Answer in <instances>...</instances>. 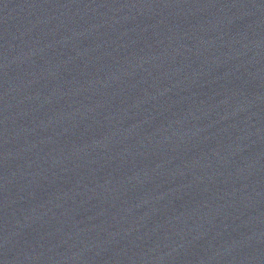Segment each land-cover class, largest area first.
Masks as SVG:
<instances>
[{
  "label": "water",
  "instance_id": "1",
  "mask_svg": "<svg viewBox=\"0 0 264 264\" xmlns=\"http://www.w3.org/2000/svg\"><path fill=\"white\" fill-rule=\"evenodd\" d=\"M0 264H264V0H0Z\"/></svg>",
  "mask_w": 264,
  "mask_h": 264
}]
</instances>
